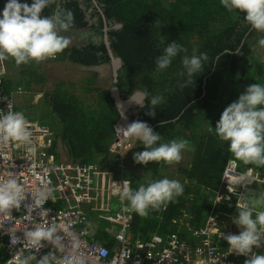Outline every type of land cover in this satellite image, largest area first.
<instances>
[{"label":"trees","instance_id":"16d2710c","mask_svg":"<svg viewBox=\"0 0 264 264\" xmlns=\"http://www.w3.org/2000/svg\"><path fill=\"white\" fill-rule=\"evenodd\" d=\"M6 2L0 0V11ZM21 2L31 4V0ZM57 5L73 14L72 28L61 33L70 44L54 58L40 62L16 65L12 58L0 61L4 90L24 94L21 99L25 104L17 107L30 106L32 112L26 119L37 120L52 130L56 158L63 150L72 162L110 170L118 167L133 189L152 180L172 179L169 169L174 163H135L134 153L144 150L139 140L131 139L132 150L123 169L109 152L119 132L117 126H125L111 90V49L120 62L116 88L129 119L147 122L161 135L160 143L174 139L189 142V149L182 153L183 162L176 163L183 195L148 217L131 212V233L149 237L178 231L172 219L181 217L183 210L191 227H202L224 165L233 158L227 142L208 128L215 127L225 107L237 100L249 84H264V60L254 59L253 53L264 33L247 25L243 13H229L220 0H56L42 15H51ZM160 36L165 38V46L176 41L187 51L154 76L155 58L162 51ZM193 49L198 50L197 54L206 53L208 59L202 72L181 87L186 80L179 75L181 58L191 55ZM105 64L111 75L100 80L95 67ZM12 84L14 89L9 88ZM144 90L150 94L148 99L139 96ZM37 91L43 94L34 103ZM156 95L163 96L164 102L156 106L152 117L147 114L152 108L149 100ZM236 163L240 169L257 172L260 180L252 185L264 191V168ZM123 205L128 207V202ZM223 209L232 211L233 203ZM179 234L186 236L183 230Z\"/></svg>","mask_w":264,"mask_h":264},{"label":"clouds","instance_id":"9594fccd","mask_svg":"<svg viewBox=\"0 0 264 264\" xmlns=\"http://www.w3.org/2000/svg\"><path fill=\"white\" fill-rule=\"evenodd\" d=\"M55 3L56 0H31L29 5L21 0H7L0 11V61L12 58L16 65L40 62L54 58L68 47L70 39L61 33L72 28V12L57 5L51 15H42L44 9ZM220 4L229 13H243L247 25L264 33V0H220ZM258 44L264 47V38L259 39ZM159 45L162 51L155 58L154 76L165 71L178 54L187 51L176 41L165 46L163 36H160ZM197 52V49H193L191 55H183L181 58L182 70L179 75L186 77L181 87L191 83L192 78L203 70L208 57L204 52ZM139 96L148 99L150 94L144 90ZM163 102V96H151L149 103L152 108L147 114L154 117L156 106ZM8 109L7 112L0 109V144L15 142L25 146L29 155H34L36 148L33 133L25 115L21 111ZM117 129L126 140H139L144 146L142 152L133 155L137 164L178 163L182 159V153L189 149V142L184 139L160 143L161 135L147 122L134 121L127 126H117ZM208 131L219 140L227 142V151L233 157L231 163L264 168V84H249L237 100L225 107L215 127L210 126ZM253 182L255 180L247 173H241L235 181L236 185L245 189L236 203L238 214L232 217V222L241 229L239 234H219L227 241L228 254L247 257L244 264H264V254L253 251L254 246L257 249L264 248V192L256 197L250 196L251 189L247 186ZM54 191L48 183H43L27 196L25 185L15 173L0 176V217L11 220L13 209H21L23 205L29 213H37L43 218L48 211L42 210L43 205L48 200L55 199ZM114 193L121 201L128 202L129 212L148 217L150 212L160 211L182 196L184 185L179 180L164 177L133 189L130 182L124 180L122 184L114 183ZM29 198L30 202L25 203ZM0 230L9 236L12 244L23 242L24 248L33 249L36 253L48 245L63 251L67 238L71 248L64 258V264H86V258L77 254L81 242L67 227L55 222L49 223L47 219H42L39 224H26L20 231L22 237L17 236V231L6 229L2 223ZM24 248L17 250L8 264H33L34 261L35 264H56L52 252L37 258L34 253L25 254Z\"/></svg>","mask_w":264,"mask_h":264},{"label":"built area","instance_id":"2783aa9c","mask_svg":"<svg viewBox=\"0 0 264 264\" xmlns=\"http://www.w3.org/2000/svg\"><path fill=\"white\" fill-rule=\"evenodd\" d=\"M14 104V91H5L0 77V109L7 112L8 108H11L14 111ZM27 121L33 133L36 152L29 155L25 146L15 142L0 144V176L9 172L15 173L25 185L27 196L43 183H48L55 190V199L48 200L43 205L42 210H48L43 218L37 213H29L23 205L21 209H13L11 220L0 217V223L5 225L6 229L11 228L17 231V236L22 237L20 231L26 224H39L42 219L67 227L81 242L77 254L86 258V264H244L247 257L235 253L228 254L227 241L219 233L239 234L241 229L232 222V217L238 214L236 203L245 189L236 185L235 181L241 173H247L255 182L259 181L257 172L252 168L240 169L237 163L230 162L233 158L227 159L207 217L200 228H193L185 221L188 215L183 210L181 217L172 219L178 231H171L165 236L152 234L144 241H135L132 246L126 236V232L131 228L132 218L128 207L123 205L114 219L118 226L113 233L114 243L109 247L95 239L92 231L79 229V225L86 219L84 204L93 203L98 197L97 192L101 189L98 179L101 175L110 176L112 172L96 164L56 160L52 130L37 120ZM130 141L131 139L126 140L119 130L109 146V152L122 169L126 156L132 150ZM29 202L30 198L25 201ZM229 202L233 203V210L225 211L223 207ZM92 208L100 209L95 204ZM181 228L186 232L185 238L179 234ZM65 242L66 248L63 251L48 245L36 253L33 249L24 248L23 242L12 244L9 236L0 230V264H8L13 254L21 248H24L25 254L34 253L37 256L43 252H52L56 264H64V258L71 248L67 238ZM253 251L264 254V248L257 249L254 246ZM2 252L6 255L3 256Z\"/></svg>","mask_w":264,"mask_h":264},{"label":"crops","instance_id":"0c3cea01","mask_svg":"<svg viewBox=\"0 0 264 264\" xmlns=\"http://www.w3.org/2000/svg\"><path fill=\"white\" fill-rule=\"evenodd\" d=\"M256 46H255V48H256ZM261 47L258 46L256 49H253V53H254V59H257L256 57H259L258 60L262 61V60H264V51L261 53ZM106 65L107 64L95 67V69L98 70V72H99L98 77L100 80H103L107 76L104 73V71L106 69ZM255 68L257 69L258 66L256 65ZM42 94H43V91L35 92L33 94V102L34 103L37 102L42 97ZM59 155H60L58 157L59 159L58 158H56V159L68 161L69 157L65 151L60 150ZM112 157L116 161V159L113 155H112ZM183 159H184V157H183ZM181 162H183L182 159H181ZM179 163L180 162H178L177 164H179ZM177 164L174 163V165L169 169V176L172 179H176V180L179 177ZM117 168L118 167H116V169L112 168L111 170L108 169L107 167L104 168L105 170H110L112 172V174L110 176L101 175L100 178L98 179L99 186L101 187V189H99V191L97 192L98 197L96 198L95 202L89 203V204H84V209L86 211V219L82 224L79 225V229H85V231H88V230L92 231L93 237L95 239L102 241L103 243H105L109 247L113 245L114 240H115L114 236H113L115 228L109 227V226L108 227H101V225L99 224L98 221L95 223H94V221H91L92 225L89 223L87 224V220H88L87 217H88V212L93 211L94 213H98L97 215L99 217H101L100 219L105 220L106 223H111V226H115V225L118 226V224L114 222L115 221L114 219L117 217V214L120 211L118 210L119 212L117 211L115 215H112L110 213V211H112L111 204H112L113 198L119 197L117 194L114 193V183L122 184L124 180H128V179L124 176V172H120V170H118ZM252 187H253V185H252ZM117 199L120 200V198H117ZM123 203H124V201H121V204H122L121 207L123 206ZM94 204L97 205L100 209L94 210L92 208L94 206ZM181 230H183L185 232V230L183 228H181ZM131 236H132V233H131V228H130L128 237L130 238Z\"/></svg>","mask_w":264,"mask_h":264},{"label":"rangeland","instance_id":"374dc122","mask_svg":"<svg viewBox=\"0 0 264 264\" xmlns=\"http://www.w3.org/2000/svg\"><path fill=\"white\" fill-rule=\"evenodd\" d=\"M104 73L107 75L104 79H109L111 74H110V68H109L108 65H106V69H105ZM105 84H106V82H105ZM13 87H14V85L12 84V85H10L9 88L14 89ZM21 95H24V94H19L17 92L16 93L14 92V98H15L14 111H21V112H23V114L27 118L29 112H32V110H31L30 106H28L27 104L25 105V107L23 109H19L18 108L19 107L18 105L25 104L23 102V100L21 99V97H22ZM56 160H58V159H56ZM249 189H251V191L249 192V195L252 196V197H256L261 192H264L261 189H259V190L258 189H254V187H250ZM117 198H119V197H117ZM117 198L114 197L113 200H112V204H111L112 211H110V213L112 215H115L116 212L121 208V205H122L121 204V201L119 199H117ZM97 214L98 213H94L93 211H89L88 212V217H87L88 218L87 224L88 223L91 224V221H94V223L98 221L99 224L101 225V227H108L109 226V227H113V228L117 229V226L116 225L115 226H111V223H106V221L100 219L101 217H99ZM130 215H131V218H132V213L131 212H130ZM128 234H129V230L126 232V236L127 237H128ZM149 237H142L139 233L134 232V233H132V236L130 238H128V240H129L130 244L133 246V243L135 241H137V240L144 241V240L148 239ZM46 253L47 252H43V253L39 254L37 256V258H39L41 255L46 254ZM33 264H35V261L33 262Z\"/></svg>","mask_w":264,"mask_h":264},{"label":"water","instance_id":"95a60500","mask_svg":"<svg viewBox=\"0 0 264 264\" xmlns=\"http://www.w3.org/2000/svg\"><path fill=\"white\" fill-rule=\"evenodd\" d=\"M108 48H109V45H108ZM109 54L112 57L111 58L112 59L111 71H112V75H113V85L111 87V90L115 96V102L117 104L121 118H122L125 126H127L128 124L132 123V121L129 119L128 115L124 111L122 100L118 97V92H117V88H116L117 68L119 67L120 62H119L118 57H115V56L113 57V55L111 53V49H109Z\"/></svg>","mask_w":264,"mask_h":264}]
</instances>
